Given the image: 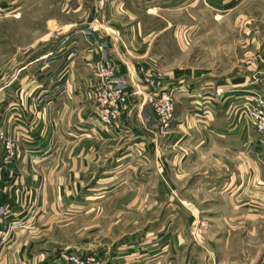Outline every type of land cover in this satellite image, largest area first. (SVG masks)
I'll list each match as a JSON object with an SVG mask.
<instances>
[{"label": "crops", "instance_id": "1", "mask_svg": "<svg viewBox=\"0 0 264 264\" xmlns=\"http://www.w3.org/2000/svg\"><path fill=\"white\" fill-rule=\"evenodd\" d=\"M154 1L59 0L58 12L45 20L73 23L48 31L70 33L59 39L56 34L45 35L42 43L23 51L21 62L16 49L10 64H5L11 68L7 79L6 67H1L0 133L14 137L18 154L8 162L0 142V203L11 212L0 218V237L5 238L0 241V264L39 262L43 255L37 256L36 248L48 240L39 229L49 225L40 219L50 208L60 209L63 202L65 207H83L90 200L96 207L92 212L97 213L105 208V199L132 194L239 197L243 191L232 188L236 182L258 179L264 142L251 126L247 109L240 110L246 108L243 103L254 102V94L264 100V32H251L247 50L242 37L237 41L238 68L228 76L195 66L163 70L152 55V40L140 34L146 16L156 15L151 12L157 10ZM244 1L202 0V4L223 5L224 16ZM24 3L29 5L30 0H0V18L7 16L8 9L19 15ZM84 21H96L98 30L80 33ZM104 58L116 63V81L125 94L117 130L103 129L99 122L94 93L99 82L93 70ZM161 92H170L174 101L173 120L165 127L150 104ZM148 181H155L159 190L156 184L147 188L144 182ZM222 184L227 186L225 191H219ZM74 196L86 199L80 205L68 204ZM192 204L172 208L178 216L171 214L166 220L173 229L168 221L158 223L161 226H156V220L144 223L138 235L141 248L147 250L149 238L160 233L159 242L170 239L171 246L143 256L140 264H179L182 249L190 243V226L197 222L195 214L201 215L203 230L210 226L203 216L207 207ZM180 209L195 220L179 217ZM234 209L243 213L242 205ZM237 223L216 227L221 252ZM193 252L188 253L187 264H197Z\"/></svg>", "mask_w": 264, "mask_h": 264}, {"label": "rangeland", "instance_id": "2", "mask_svg": "<svg viewBox=\"0 0 264 264\" xmlns=\"http://www.w3.org/2000/svg\"><path fill=\"white\" fill-rule=\"evenodd\" d=\"M58 1L30 0L29 5L26 3L22 5L18 11L19 15L16 16L17 12L12 13L8 9L7 16L0 18V70L1 67H6L3 70L4 76L8 74L6 79L10 75L11 68L5 64H10L16 49L20 55L17 61L21 62L24 59L23 51L37 41L42 43L45 35L56 34L55 38L59 39L70 33L49 32L63 27L66 23H73L72 21L47 22L45 20L47 16L58 12ZM192 1L194 5H191ZM154 3L157 10L151 12H155L156 15L146 16L142 21L143 32L140 34L143 38L152 40V55L156 57L163 70L195 66L210 68L216 75L228 76L238 68L235 66L237 41L242 37L243 49L247 50L250 44L247 45V41L250 39L251 32H264V0H246L224 16H222V10L225 7L213 5V2L210 3V7H205L202 0H173V4H170L168 0H155ZM136 8L140 11L145 10L144 6ZM81 26L78 31L84 35L98 30L96 21H84ZM162 28L167 29L164 32H158ZM107 63L113 66L111 72L113 80L120 89L116 81V63L110 58H104L95 64L94 77L100 82L103 78L102 68ZM95 88L96 97L98 86ZM135 93L137 92L134 91L133 94ZM124 95L122 92L121 96L125 97ZM119 108L121 116V106ZM153 114L159 122L154 111ZM120 116L117 119L118 125ZM0 142L5 151V159L8 162L15 160L18 151L14 137L2 132ZM8 143L12 144L10 149H8ZM262 144L264 146V143ZM154 184H156L155 181L144 182L147 188H154ZM226 187L222 184L219 186V191H225ZM232 188L241 189L243 194L239 197L222 195L197 198L161 197L160 195L140 197L133 194L128 197L117 196L105 199L102 203L105 208L97 213L92 212L96 207L90 200H87L83 207H65V205L62 206L63 202L60 209L53 211L57 206L50 208L51 210L40 219L49 224L45 229H39V233L48 240L44 245L36 248V255H43L36 264H54L53 262L60 254L67 252L83 256L90 255L87 251H82V248H93L98 256L114 260L109 264H140V258L143 256L159 252L161 246H164L166 250L171 246L170 239L159 242L160 233L158 236L156 234L149 238L150 245L147 250L141 248L138 235L144 223L153 224L156 220L157 226L160 225L158 223L165 225L168 221V228L173 229L170 220H166L173 214L172 208L178 206L185 208L184 206H190L192 203L200 208L207 207L205 210L208 212L203 216L208 217L211 224L209 223L208 229L203 230L202 224L198 221L201 215L198 217L195 214L197 222L190 226V243L182 249L179 264H187L190 251L196 254L197 264H264V165H259L257 180L253 178L247 181L243 178ZM156 189L159 190L158 185ZM255 190L257 191L254 192ZM85 199L74 196L67 201L68 204L80 205ZM234 205H242L243 213H236ZM0 206L6 210V214L1 215L0 218L6 219L11 213L10 209L6 204L0 203ZM180 210L179 217L186 219V215L192 216L190 213L187 214L185 209ZM240 215L242 218H238ZM236 220H241V223H237ZM224 223L226 226H228L227 223H230L229 226H235L233 225L235 223L239 226L233 229V236L230 238L228 247L221 252L222 246L217 245L216 227L223 226ZM10 235L11 233L8 234ZM4 240V237H0V241ZM124 259H128V262ZM153 264L163 263L159 261Z\"/></svg>", "mask_w": 264, "mask_h": 264}, {"label": "built area", "instance_id": "3", "mask_svg": "<svg viewBox=\"0 0 264 264\" xmlns=\"http://www.w3.org/2000/svg\"><path fill=\"white\" fill-rule=\"evenodd\" d=\"M113 66L107 63L103 66L97 92L96 102L99 106V122L103 128L106 129H118L117 122L120 116L119 106L125 102V97L121 96V90L117 88L112 75ZM125 96V95H124ZM254 102L251 104L243 103L240 112L247 109L248 118L251 126L259 135L260 139L264 142V100L258 95L254 94ZM151 107L159 120L162 127L169 125L172 122L174 113V101L170 92L160 93L151 100ZM12 147V144L8 143V149ZM6 210L0 206V215H5ZM113 263V260L98 256L97 254L79 255L71 252L60 254L53 262L54 264H109ZM113 261V262H112Z\"/></svg>", "mask_w": 264, "mask_h": 264}, {"label": "bare ground", "instance_id": "4", "mask_svg": "<svg viewBox=\"0 0 264 264\" xmlns=\"http://www.w3.org/2000/svg\"><path fill=\"white\" fill-rule=\"evenodd\" d=\"M1 216V215H0Z\"/></svg>", "mask_w": 264, "mask_h": 264}]
</instances>
